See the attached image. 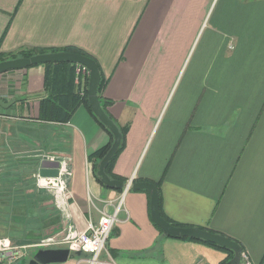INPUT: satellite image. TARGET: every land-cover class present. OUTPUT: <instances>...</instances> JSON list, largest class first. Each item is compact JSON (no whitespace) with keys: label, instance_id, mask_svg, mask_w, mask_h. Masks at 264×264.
Listing matches in <instances>:
<instances>
[{"label":"crops","instance_id":"0c3cea01","mask_svg":"<svg viewBox=\"0 0 264 264\" xmlns=\"http://www.w3.org/2000/svg\"><path fill=\"white\" fill-rule=\"evenodd\" d=\"M68 47L99 63L108 113L130 125L114 174L158 185L168 219L223 234L264 264V0H0V52ZM44 72L0 76V171L5 154L20 174L14 194L0 183V201H21L23 219L11 214L0 236L68 249L122 199L99 264H223L226 252L161 234L147 191L96 178L89 157L110 136L86 107L68 124L39 120ZM53 156L61 180L42 183ZM77 253L58 264H88Z\"/></svg>","mask_w":264,"mask_h":264},{"label":"water","instance_id":"95a60500","mask_svg":"<svg viewBox=\"0 0 264 264\" xmlns=\"http://www.w3.org/2000/svg\"><path fill=\"white\" fill-rule=\"evenodd\" d=\"M66 62L75 65H81L86 67L90 71L89 87H88V100L93 113L97 118L112 132L114 142L99 165L98 178L101 183L107 188L123 191L125 188L124 183L120 181L112 180L106 174V169L109 166L110 161L117 154L121 141L122 134L119 127L114 120L104 111L98 98V87L101 82L100 69L96 61L91 58L77 55L73 53L61 52L51 53L44 55H37L29 59H17L0 63V76L12 72L22 71L29 68L46 65L49 63ZM60 162L44 161L41 164L40 176L42 178H57L60 169ZM51 187V186H50ZM131 190L133 191H147L151 197V218L155 225L162 231L165 237L177 238V239H192L203 241L213 244L219 248L226 249L234 253L235 257L228 264H239L240 257L243 253L240 245L227 237L214 234L206 230L197 228H184L176 227L166 221L160 210V195L156 185L151 183L138 182L132 184ZM80 255V253H77ZM73 255L69 249H50L40 250L31 261L19 263V264H58L66 263L70 256Z\"/></svg>","mask_w":264,"mask_h":264},{"label":"trees","instance_id":"16d2710c","mask_svg":"<svg viewBox=\"0 0 264 264\" xmlns=\"http://www.w3.org/2000/svg\"><path fill=\"white\" fill-rule=\"evenodd\" d=\"M61 52H67V53H73L77 55H82L88 58L93 59L96 61L93 57L86 54L84 51L74 48V47H68L65 49H41V48H33V49H25L18 51L16 53H10V54H3L0 52V63L10 60H17V59H29L37 55H44V54H51V53H61ZM96 63L99 66L100 74H101V82L98 87V98L100 101V104L104 111L109 115L108 109L113 106V102L106 99L104 97V92L108 86L109 80L106 78L104 73L101 70V67L99 63L96 61ZM78 65H74L71 63L66 62H60V63H49L46 65H43L45 68L44 72V92L46 93L47 97L41 100L40 102V111H39V120L43 123H57L60 125L68 124L74 115V113L80 108L81 106H84L87 108L88 112L91 114V116L98 122V124L108 133L110 136V142L103 148L99 149L95 153H93L89 157V162L92 166V171L96 178L100 181V178H98L97 174L99 171V165L103 158L107 155L109 152L113 142L114 137L112 132L97 118V116L93 113L89 100H88V87L84 90V93L81 92L80 87L76 85V69ZM110 116V115H109ZM110 118L114 120L111 116ZM115 121V120H114ZM115 123L120 129V132L122 134V141L120 148L117 152V154L113 157V159L110 161L109 166L106 169V174L108 177H110L112 180L120 181L126 185L128 183V180L122 177H119L114 174V167L115 164L120 157V155L123 153V151L126 148L127 145V136L130 131V125H126L124 127L120 126L116 121ZM159 195H160V210L162 217L168 221L170 224L176 227H184V228H194L189 225H183L176 223L174 221H171L168 219L165 214L163 213L162 209V199H161V193H160V187L156 185ZM52 199V198H51ZM50 200V199H47ZM157 227V226H156ZM157 229L162 234V231L157 227ZM206 230V229H202ZM209 231V230H207ZM214 234L222 235L226 237L223 234L216 233L209 231ZM228 238V237H227ZM230 239V238H228ZM192 242H198L202 243L208 246H211L215 249L221 250L223 252L228 253V258L223 262V264L229 263L233 259V252L228 251L226 249L219 248L213 244L206 243L203 241L198 240H192V239H185ZM232 240V239H230ZM22 242H26V240H21ZM233 241V240H232ZM235 242V241H234ZM21 243V242H20Z\"/></svg>","mask_w":264,"mask_h":264},{"label":"built area","instance_id":"2783aa9c","mask_svg":"<svg viewBox=\"0 0 264 264\" xmlns=\"http://www.w3.org/2000/svg\"><path fill=\"white\" fill-rule=\"evenodd\" d=\"M90 71L81 65L77 66L76 69V85L80 87L81 92L84 93V90L89 85ZM47 161L55 162L57 161L56 156L51 157ZM59 162V161H58ZM60 169L57 178H52V180H47V178H41L42 183L46 181H56L61 180L63 171L62 165L63 162L60 161ZM133 184V180L127 184L125 191L128 192ZM45 185V184H42ZM60 186V187H58ZM57 193H61L64 190L63 184H58L56 186ZM119 206L116 208L114 215H109L106 212L102 213L101 218L97 224L90 223L82 232H79L77 236L70 240L66 241L68 249L71 252H81L90 257L87 261L88 264H99V258L102 253L107 249L108 242L113 233L114 226L116 223L117 213L120 209L122 199L119 201ZM53 242H41L34 245L17 243L16 241L8 238L0 239V264H19L22 260L26 259L31 252L40 251L43 249H51L55 247ZM239 264H255L249 255L246 252H243L241 255V260Z\"/></svg>","mask_w":264,"mask_h":264},{"label":"rangeland","instance_id":"374dc122","mask_svg":"<svg viewBox=\"0 0 264 264\" xmlns=\"http://www.w3.org/2000/svg\"><path fill=\"white\" fill-rule=\"evenodd\" d=\"M17 128L19 129L20 127H17ZM1 156L3 157L2 160L7 161V163L5 162V164L1 167L2 169L0 171V178H2V180H0V183H1L2 187L6 188L7 190L11 189V187H12V193H13L14 189L19 188V183H20L19 182V179H20L19 177H20V174L17 173V172H19V170H17V169L14 168L13 163H14L15 160H12V156L9 159H6L5 158L6 157L5 154H3ZM8 160H10V161H8ZM15 166H16V164H15ZM30 170H31V168H30ZM37 189L38 188L36 187L35 190L37 191ZM10 191H9V193H10ZM14 193H15V191H14ZM20 202H18L16 200L13 201V202L6 201V200L4 202L0 201V224L8 223L7 221L9 219L11 220V217H10L11 214H13L12 215L13 218H14L13 220L23 221V219L21 220V218H20V211H16V212L13 211L14 210V207H17L19 204H21ZM46 203L48 204L49 201L46 202ZM53 203H54V201H53ZM29 205L32 206L31 203ZM47 207H50L48 210H52L53 209L52 204L50 206H47ZM11 210L13 211V213H12ZM2 227H4V226H1V228ZM8 228L10 229V227H8ZM7 232H9V231H7ZM1 234L2 235L0 236V239H4V238L12 239L11 237L6 236L5 233H3V232H1ZM12 240H15V239H12ZM16 242L17 243H20L21 242L22 244H29V245L36 244V243H32L31 244L30 241H27V240H26V242H22L20 240L19 241H16ZM38 252L39 251H34L32 253L33 256L36 255ZM26 261H30V258H27Z\"/></svg>","mask_w":264,"mask_h":264}]
</instances>
